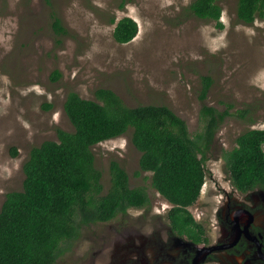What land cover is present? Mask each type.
I'll list each match as a JSON object with an SVG mask.
<instances>
[{"label": "rangeland", "instance_id": "obj_1", "mask_svg": "<svg viewBox=\"0 0 264 264\" xmlns=\"http://www.w3.org/2000/svg\"><path fill=\"white\" fill-rule=\"evenodd\" d=\"M193 1L0 0V210L8 193L23 189L24 164L33 148L58 141L59 129L74 131L65 111L68 94L97 100L95 91L108 88L131 107H170L192 136L204 129V105L229 109L208 152L201 196L189 208L214 239L219 237L209 226L219 208L216 194L228 179L222 155L237 146L243 133L264 129V18L245 24L237 17L238 0H223L225 26L220 29L215 21L190 13ZM53 14L68 34H56ZM125 17L138 22L139 33L120 44L114 30ZM204 76L212 77L213 85L202 100ZM247 109L240 117L238 111ZM133 131L94 146L96 166L103 173V195L111 187L110 166L117 161L131 187L147 190L150 205L83 225L78 239L62 246L55 264H174L187 250L198 249L186 247L191 244L173 233L167 217L172 204L153 187L152 173L141 171ZM235 196L232 211L252 207L264 231V190ZM216 257L206 264L230 263L226 253Z\"/></svg>", "mask_w": 264, "mask_h": 264}, {"label": "trees", "instance_id": "obj_2", "mask_svg": "<svg viewBox=\"0 0 264 264\" xmlns=\"http://www.w3.org/2000/svg\"><path fill=\"white\" fill-rule=\"evenodd\" d=\"M222 1L194 0L189 11L223 29ZM237 17L245 24L264 18V0H238ZM52 26L58 36L68 34L58 15L53 14ZM138 33V22L125 17L117 23L114 38L126 44ZM54 76L61 74L56 71ZM212 85V77L202 78V100ZM95 97L70 92L65 111L74 131L59 129L58 141H45L31 151L24 164L23 189L8 193L0 210V264H55L62 246L78 239L83 225L105 223L150 205L147 190L131 187L128 172L117 161L110 166L111 187L103 195V173L93 147L131 128L132 142L141 152V171L152 173L153 187L172 204L167 217L173 233L193 245L207 243L204 227L189 208L201 195L208 152L229 109L204 105V129L192 136L186 121L166 105L131 107L108 88L97 89ZM248 111L238 114L245 117ZM13 155H18L16 149ZM222 156L225 171L241 193L264 190V129L243 133L237 146Z\"/></svg>", "mask_w": 264, "mask_h": 264}, {"label": "flooded vegetation", "instance_id": "obj_3", "mask_svg": "<svg viewBox=\"0 0 264 264\" xmlns=\"http://www.w3.org/2000/svg\"><path fill=\"white\" fill-rule=\"evenodd\" d=\"M227 175L228 179L225 177L223 181L225 183L228 180L227 185L222 183V187H219L221 190H218V194H216L220 197L219 208L215 211V219H210L212 222L209 226L213 233L218 232L219 237L214 239V236L210 235L206 223L197 221L205 229L208 238L207 243H201L200 245H203V247H200L190 243L187 238L180 237L191 244L186 247H193L192 249L196 247L198 249L196 251L187 250L186 255L174 259V264H193L197 251L207 247H216L217 250L202 255L198 264H206L210 259L212 261L216 260V254L219 252L226 253L230 257V263L228 264H264V231L256 225L252 207L238 208L232 211L230 201L233 198L237 199L235 192H241L235 188L228 173ZM225 179L227 180L225 181Z\"/></svg>", "mask_w": 264, "mask_h": 264}, {"label": "water", "instance_id": "obj_4", "mask_svg": "<svg viewBox=\"0 0 264 264\" xmlns=\"http://www.w3.org/2000/svg\"><path fill=\"white\" fill-rule=\"evenodd\" d=\"M215 250H217L216 247H207V248L199 249V250L197 251V255H196L195 259H194V263H193V264H198V262H199V261L201 260V258H202V255L207 254V253H210V252H213V251H215Z\"/></svg>", "mask_w": 264, "mask_h": 264}]
</instances>
